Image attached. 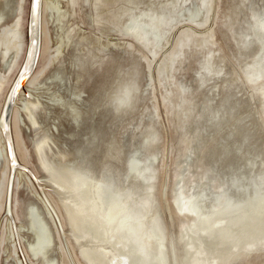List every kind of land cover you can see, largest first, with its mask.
<instances>
[{"label":"rangeland","instance_id":"1","mask_svg":"<svg viewBox=\"0 0 264 264\" xmlns=\"http://www.w3.org/2000/svg\"><path fill=\"white\" fill-rule=\"evenodd\" d=\"M32 1L0 0V121L27 57ZM56 2L59 13L50 8L44 13L43 1L41 52L26 82V90L34 87L39 99L37 129L49 138V161L82 165L100 180L115 179L134 194L135 205L149 200L165 235L166 264H191L178 194H206L210 207L218 194H228L234 205L235 198L253 200L245 189L264 176V98L261 85L247 78L260 55L254 17L255 12L264 16V0ZM137 19L153 24L152 33L159 30L160 43L151 39L144 46L129 35L126 27ZM25 98L21 92L12 104L15 112ZM14 111L10 141L17 166L43 183L35 185L21 169L9 172L1 157L4 147L9 161L3 136L0 264H91L74 238L63 196L47 182L35 151L36 132L21 113L19 153ZM239 212L228 208L213 219L234 221ZM37 221H45L52 235L43 257L30 250ZM255 232L247 239L255 245L246 251L248 242L237 228L230 237L207 236L204 243L219 249L221 259L214 264H264V231ZM155 249L157 243H151L149 254ZM205 261L213 264L208 254Z\"/></svg>","mask_w":264,"mask_h":264},{"label":"bare ground","instance_id":"2","mask_svg":"<svg viewBox=\"0 0 264 264\" xmlns=\"http://www.w3.org/2000/svg\"><path fill=\"white\" fill-rule=\"evenodd\" d=\"M43 1L45 8V0H33L31 3L27 57L19 78L14 83L9 98L7 97V102H5L1 114L0 129L2 131L0 130V132L5 138L9 161L5 148L1 151V157L3 156L2 158L6 159L4 160L10 173V167H12L13 171L21 169V171L27 172L28 174H26L33 178L35 185L43 183L29 169H22L17 166L18 160L13 144L10 141L12 138L11 117L16 107L14 104L13 108L12 104L15 103L16 99L19 101L20 93L24 92L28 99H22V108H16V112L14 111L15 116L13 121L17 131L15 143L17 144L19 153H21L24 144L18 133L16 118L19 113L22 116L25 114L36 132L35 151L42 168L48 174L47 182L51 184L59 195L63 196L66 212L71 219L70 223L74 231V238L82 247V252L88 261L91 264H166L163 255L165 235L149 200L142 199L143 203L135 205L134 194L129 190L124 191L122 187L117 186L115 179H97L85 173L82 170V165L80 167L55 166L47 157L49 138L37 129L39 128V123L36 118V111L40 108L39 99L35 98L34 89L31 86L26 90L27 79L33 73L34 68H36L35 66H37L41 52L40 48L43 39ZM54 7L56 10H59L57 5H54ZM254 18L257 20V32H255L261 48L258 52L260 55L258 54L259 56L255 57L256 59L249 67L247 78L251 84L258 87L261 85L262 89L260 90L264 98V16L260 12H255ZM1 24L2 15H0V26ZM3 84L0 83V90L4 86ZM90 170L94 172L91 168ZM250 183L245 190L249 193H247L248 195L253 196V200H250L246 196L244 199L240 198V202H236L235 198L234 205H232L234 199H229L227 197L228 194L227 196L225 194H218L211 207L207 206L208 202L212 203V201L206 194L205 196H199V194L196 198H192V196L184 193V191L178 194L176 199L177 209L186 218L188 223L186 253L191 264H204V262H207L205 261L207 254L210 256L211 263L214 264L220 261L219 249L216 247L208 248L206 243H204V240H207V236H211V238L217 240L222 234L229 236L231 230L233 231L234 228H237L239 232H244L242 238H246L247 240L254 234L256 229L262 228V231H264V218L258 216V214L264 216V176L259 180L252 179ZM254 203L258 204L254 207ZM211 208L213 209L212 211H210ZM228 208L233 209L235 213L240 211V214L236 216L237 218L234 221L228 222L224 217L217 218L216 220L213 219L216 214L218 215L225 210L227 211ZM257 209H259V212H257ZM211 219L214 221L211 222ZM31 229L34 234L39 235L35 223H32ZM49 231L50 228L43 221L42 257L47 254L51 246L49 239L46 238L51 232ZM262 238L263 243L261 246H264V236ZM151 243H157V249L153 250L152 254H149L148 247ZM246 244L243 246L245 251L253 248L255 245L254 242ZM232 248H237V246L232 245ZM226 255L233 257L232 252H226ZM203 259L204 262H202Z\"/></svg>","mask_w":264,"mask_h":264},{"label":"flooded vegetation","instance_id":"3","mask_svg":"<svg viewBox=\"0 0 264 264\" xmlns=\"http://www.w3.org/2000/svg\"><path fill=\"white\" fill-rule=\"evenodd\" d=\"M54 5H57L59 10H60V5L56 2V0H54L53 2H49V0H45V11H47L50 8L51 11L54 10V11L58 12L59 10H56ZM197 16L198 15H193L192 17L195 18ZM153 26H154L153 24L148 25V24H146V22H143L142 20L137 19V20L133 21L130 25H128L126 27V30L129 33V35L132 36L136 41L140 42L144 46H147V44L150 42L151 39L155 40L157 44L160 43V41H161L162 36H161L159 30H158V32L152 33V27ZM147 32L152 33V34H150L148 36V38H145L143 36V33H147ZM32 89H35V88L32 87ZM20 137H21V135H20ZM0 140L4 146L5 145L4 139H3L1 132H0ZM3 149H4V147H3ZM33 223H35V225L37 226L39 235L36 233L34 234L32 232L35 236V238H34L35 242L30 244V250L34 256H42L43 255V221H37V222H33ZM46 238L49 239V243L51 244L52 243V235L49 234L46 236ZM41 239H42V241H41Z\"/></svg>","mask_w":264,"mask_h":264}]
</instances>
